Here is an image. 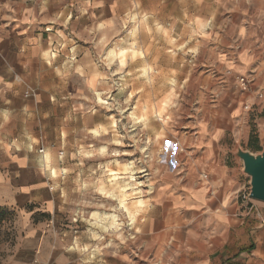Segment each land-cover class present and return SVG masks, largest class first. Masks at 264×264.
I'll use <instances>...</instances> for the list:
<instances>
[{"label": "clouds", "instance_id": "9594fccd", "mask_svg": "<svg viewBox=\"0 0 264 264\" xmlns=\"http://www.w3.org/2000/svg\"><path fill=\"white\" fill-rule=\"evenodd\" d=\"M256 121L264 0H0V264H264Z\"/></svg>", "mask_w": 264, "mask_h": 264}, {"label": "water", "instance_id": "95a60500", "mask_svg": "<svg viewBox=\"0 0 264 264\" xmlns=\"http://www.w3.org/2000/svg\"><path fill=\"white\" fill-rule=\"evenodd\" d=\"M257 126L261 150L253 153L238 145L233 155L242 162V173L249 177V198L264 203V124L259 122Z\"/></svg>", "mask_w": 264, "mask_h": 264}, {"label": "crops", "instance_id": "0c3cea01", "mask_svg": "<svg viewBox=\"0 0 264 264\" xmlns=\"http://www.w3.org/2000/svg\"><path fill=\"white\" fill-rule=\"evenodd\" d=\"M15 51H16L15 48H11V49H9V54H14ZM257 122L258 121H256L255 124L253 125V127L245 133L243 139L241 140V142L239 144L241 147L248 140L249 136L251 134H253V131L258 127L256 125ZM228 143L231 144L230 141ZM234 149H235V147H231L230 151L228 152V154L226 156L225 163L227 164V166L229 168H231V169H233L235 171L236 181L241 186V188L243 189L244 188V184L246 182V176L242 173V168H243L242 162L233 155V150ZM240 200H241V203H243V200L241 198H240ZM250 201L258 203L260 205H264V203L260 202V201H255V200H250ZM251 202L249 203L248 207H250V205L252 206ZM37 207H38V205H37ZM241 211H243V208L241 209ZM2 219H3V216L0 215V220H2ZM253 247H254V245H253ZM241 251H244V249H241ZM237 255H238V253H237ZM217 257L220 258L219 261H218V264H233V258L231 256L227 255V250L226 249L221 248L215 254L213 259H216Z\"/></svg>", "mask_w": 264, "mask_h": 264}, {"label": "rangeland", "instance_id": "374dc122", "mask_svg": "<svg viewBox=\"0 0 264 264\" xmlns=\"http://www.w3.org/2000/svg\"><path fill=\"white\" fill-rule=\"evenodd\" d=\"M259 123V121L257 122V124ZM256 124V125H257ZM260 135H259V127H257L254 131L253 134H251L248 138V140L245 142V144H243L242 148L243 149H247L253 153L260 151L261 146H260ZM258 147L260 149H258ZM249 177L246 176V182L244 184V189L249 188Z\"/></svg>", "mask_w": 264, "mask_h": 264}, {"label": "built area", "instance_id": "2783aa9c", "mask_svg": "<svg viewBox=\"0 0 264 264\" xmlns=\"http://www.w3.org/2000/svg\"><path fill=\"white\" fill-rule=\"evenodd\" d=\"M244 189V188H243ZM246 191H247V193L249 194V188H247V189H245ZM242 200H243V193L241 194V197H240ZM250 200H252V199H250ZM250 207H251V205H250Z\"/></svg>", "mask_w": 264, "mask_h": 264}, {"label": "trees", "instance_id": "16d2710c", "mask_svg": "<svg viewBox=\"0 0 264 264\" xmlns=\"http://www.w3.org/2000/svg\"><path fill=\"white\" fill-rule=\"evenodd\" d=\"M258 149H260L259 147H258ZM261 150V149H260Z\"/></svg>", "mask_w": 264, "mask_h": 264}]
</instances>
